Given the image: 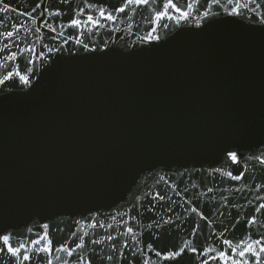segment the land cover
Returning a JSON list of instances; mask_svg holds the SVG:
<instances>
[{
  "label": "water",
  "instance_id": "obj_1",
  "mask_svg": "<svg viewBox=\"0 0 264 264\" xmlns=\"http://www.w3.org/2000/svg\"><path fill=\"white\" fill-rule=\"evenodd\" d=\"M7 2L21 12L33 0ZM8 15L5 26L23 20L26 28L33 27L26 17ZM151 16L150 9L130 11L94 35L86 33L95 54L65 51L51 71H42L39 62L33 77L39 87L31 95L18 82L0 92V222L20 229L48 222L63 229L51 233L54 242L71 244L72 232H87V259L93 250L113 254L112 245L127 255L122 245L132 247L123 235L129 220L136 221L131 226L142 240L150 241L145 225L154 212L147 210L151 196L146 193L164 191L182 203L167 184L156 183L161 175L183 188L187 172L201 170L197 175L204 183L195 191L207 210L219 207L243 218L249 211L245 197L256 202L258 193L248 189L258 187V180L236 184L212 168L222 164L216 147L225 138L235 136L242 143L264 138V33L251 31L245 21L217 23L204 32L192 26L173 31L170 23L158 29L162 43L148 45L142 38L154 26ZM23 35L27 39L20 48L32 45L46 52L43 44L58 43L47 28ZM4 43L13 41L0 47ZM178 172H185L183 181L174 175ZM208 187L214 191L204 195ZM192 191L182 195L186 199ZM226 197L244 205L238 214L231 206L223 208ZM138 198L137 208H131ZM153 203L165 220L175 221L174 235L188 237L183 207L174 204L168 212L161 202ZM125 210L128 217L121 215ZM233 216L220 220L230 224ZM93 239L104 243L93 245Z\"/></svg>",
  "mask_w": 264,
  "mask_h": 264
},
{
  "label": "snow or ice",
  "instance_id": "obj_2",
  "mask_svg": "<svg viewBox=\"0 0 264 264\" xmlns=\"http://www.w3.org/2000/svg\"><path fill=\"white\" fill-rule=\"evenodd\" d=\"M204 8L206 10L202 11ZM140 9H150L152 12L150 19L154 21V26L142 38L148 45L162 43L158 29H168L170 23L175 25L173 31L192 26L204 32L217 23L245 21L251 31L264 33V0H211L210 5L205 4L204 0H184L183 4L181 0H33L29 8L21 12L10 7L7 0H0V14H3V18H0V42L13 41L0 47V92L16 88L18 82L24 94L31 95L39 87L38 84H33L39 62L44 66L42 71H51L65 51L73 56L81 50L95 54L97 48L89 46L85 34L94 35L97 29L107 28L109 22L115 24L122 14L127 15L130 11L137 12ZM10 13L26 17L33 27L26 28L23 20H16L5 26L4 20L11 19L8 15ZM42 28H47L53 34L51 39L58 40V43L43 44L42 49H47L46 52L36 51L32 45L19 47L27 39V35H23L25 31L27 34H40ZM14 48L19 50H13ZM100 51L107 53L110 49L102 47ZM216 148L222 164L212 168L213 174L236 184L243 182L247 185L249 180L259 181L258 187L253 184L248 189L258 194L255 203L245 197L249 211L243 218L233 216L231 211L222 212L219 207L214 210L202 207L195 191L204 183L197 175L201 170H186L189 183L184 184L183 188L180 187V182L169 183L171 177L166 179L165 175H161L156 181L157 184H167L181 197L182 203L172 200L164 191L146 193V197L151 196L148 200L151 208L147 210L154 212L151 223L145 225L150 233V241L145 243L142 233L131 226L136 221L129 220V226L123 235L131 241L132 247L128 242L122 245L128 250L127 255L116 245H112L110 253L115 255L93 250L86 259L84 252L88 244L87 232L79 236L72 232L75 243L71 244L67 240L60 241L59 238L54 242L51 233L63 229L53 227L48 222L25 229L0 222V264H56L57 261L60 264H112L114 261L116 264H264V195L259 194L264 190V138L242 143L237 137L230 136ZM174 175L180 176L181 181L185 178V172ZM190 190H193L192 195L185 199L182 193L187 194ZM213 191L212 187H208L204 195ZM235 191L240 193L241 188L236 187ZM140 199L131 208H137ZM225 199L227 202L223 204L224 209L231 206L238 214L240 208L244 207L227 197ZM154 201L161 202L168 212L173 210L174 204L184 208L191 228L188 237L174 235L177 230L171 225L175 221L171 217L165 220L164 215L156 210ZM129 214L127 210L121 213L122 217H128ZM225 215L233 216L230 224L220 220ZM153 225L157 231H152ZM92 227H97V224L94 223ZM107 239L111 242L113 237L109 235ZM90 242L93 245L104 243L103 240L96 239ZM145 250L152 255H146Z\"/></svg>",
  "mask_w": 264,
  "mask_h": 264
}]
</instances>
